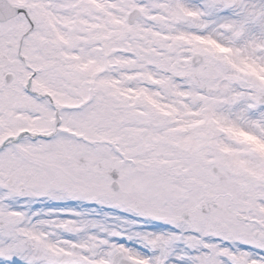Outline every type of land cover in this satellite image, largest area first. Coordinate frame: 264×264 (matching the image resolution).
<instances>
[{"label": "snow or ice", "instance_id": "snow-or-ice-1", "mask_svg": "<svg viewBox=\"0 0 264 264\" xmlns=\"http://www.w3.org/2000/svg\"><path fill=\"white\" fill-rule=\"evenodd\" d=\"M0 264H264V0H0Z\"/></svg>", "mask_w": 264, "mask_h": 264}]
</instances>
